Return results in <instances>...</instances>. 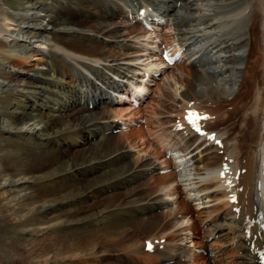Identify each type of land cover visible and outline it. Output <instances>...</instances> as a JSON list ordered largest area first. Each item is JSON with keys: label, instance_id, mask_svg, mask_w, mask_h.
<instances>
[{"label": "bare ground", "instance_id": "6f19581e", "mask_svg": "<svg viewBox=\"0 0 264 264\" xmlns=\"http://www.w3.org/2000/svg\"><path fill=\"white\" fill-rule=\"evenodd\" d=\"M66 1L78 9L64 6L62 3ZM117 1L122 12L127 14V19L121 22L123 27L115 20L116 12L109 10L110 0H93L95 6L92 9L87 6L85 10L86 0H35L27 7L32 13L19 17L6 10L5 2L1 4L0 257L10 256L13 238L21 235V239L51 240L42 245V256L39 259L32 256L27 264H61L62 259H66V264H116V257L123 264H167L169 260L181 264L183 256L191 257L195 264H257L250 251L253 235L246 237L245 220L248 215H254L255 204L262 205L261 197L264 196V132L259 140L262 112L257 111L252 117L253 125L246 124L247 138L252 141H247L249 149L240 160L236 159L239 162L231 165L234 170L240 165L247 169L239 177L244 189L239 193L241 210L237 213L227 199L226 188H219L221 186L216 181L219 178L225 186L219 176L223 163V156L219 154L221 147L208 144L205 137H198L190 131L173 130L172 127L167 132L153 135L150 132L153 123L149 124L146 118V132L152 135L151 140L157 146L150 143L155 153L154 161L130 165L119 144H114L115 135L109 130L118 127L115 118L126 112L130 114L129 122L135 121L133 116L141 111V106L132 108L131 102L122 97L112 98L107 89L126 92L125 82L130 81L143 95L148 88L139 87L141 81L137 77L142 71L138 65L143 55H150L148 70L161 69L159 61H150L153 60L150 51L158 47L160 35L156 31L138 32L136 27H143L130 26L128 18L130 13L136 16L140 8L151 5L157 14L169 16L174 29L182 35L174 44L176 49L185 48L187 59L181 69L191 77L187 79L188 90L184 92V98L218 97L215 101L224 104L225 108H216L210 112L211 115H219L222 111L226 120L242 117L256 82L260 96H264V78L259 81L255 77L261 55L256 50L251 51V46L256 47L258 43L260 23L264 33V8H256L258 4L255 5L253 0H213V4H210L212 0L206 3V0ZM253 11H256L255 16L251 14ZM149 37L154 43L150 47ZM108 39L115 41L104 44ZM260 49L263 50L262 47ZM238 50L242 51V56ZM245 56L253 59L247 60L245 80L239 89L243 70L237 65L243 64ZM201 85L207 89L197 91L196 87ZM236 85L239 89L237 94L231 100L226 99L225 94L233 93ZM103 96L104 103L112 98L108 104H114L110 106L111 110L96 109L95 105ZM257 101L254 107L263 109L264 102L258 105ZM90 103L94 104V109H89ZM228 105L232 107L226 108ZM157 114L163 115L161 112ZM154 118L157 119V115ZM140 130L137 128L139 136L143 137ZM247 138L240 140L242 145L247 143ZM226 144L223 141V147ZM169 147L174 154L167 158ZM160 150L165 169L171 167L164 176L174 179L176 171L186 167L192 156L190 153H193L199 155L196 161L193 157L198 169L207 170L210 178H215L206 181L204 186L205 190H214L208 196L210 201L213 200L211 207L195 213L199 218H205L202 226L206 224L204 227L207 229L201 235L203 239L195 241L191 248L187 244H171L174 238L169 235L164 248L156 247L153 252L134 249L137 244L134 240V248L129 246V249L116 254V247L121 248L117 242L132 238L133 229L154 235L161 221L159 216H149L147 210L157 207V199L150 198L152 193L145 194L138 187L126 198H121L116 192L108 193L104 204L93 210L91 208L97 204L94 198L107 188H125L128 182H137L150 171L162 169L155 163ZM4 157L8 158L5 163L2 161ZM171 161L174 163L170 165ZM3 165L5 172L1 170ZM87 175L88 182L80 186L76 180H84L83 176ZM68 180L74 182V191L64 183ZM80 204L84 208L77 206ZM186 208L188 205L184 200L180 210ZM138 213L144 216L139 217ZM191 219L190 233L203 229L195 216ZM195 223L199 227L196 231ZM87 226L92 228L85 229ZM198 247L208 250V263L199 262V254L195 252ZM60 248L65 251L61 252ZM222 256L226 263L219 261Z\"/></svg>", "mask_w": 264, "mask_h": 264}, {"label": "rangeland", "instance_id": "374dc122", "mask_svg": "<svg viewBox=\"0 0 264 264\" xmlns=\"http://www.w3.org/2000/svg\"><path fill=\"white\" fill-rule=\"evenodd\" d=\"M34 1L35 0H3V1L0 0V7H1V4L3 2H5L6 4L4 7L6 8V10L10 13L13 12L16 17H19L20 15H27V14L32 13V10L31 11L27 10L28 9L27 7H28V5L30 6V4H33ZM253 1H254L255 5L258 4V6L256 8H259L260 6L262 7V8L260 7L261 9L264 8V6H263L264 0H253ZM204 2L206 3L208 1L206 0ZM210 2H211L210 4L214 3L213 0ZM62 4L64 6L65 5L70 6L71 9H73V10L78 9V8H76L75 5H71V3L67 2V1L62 3ZM109 4H110V8H109L110 12H112V11L116 12L115 20L117 22H119L120 27H123L121 22H123L124 20L127 19L126 12L125 13L122 12L121 7H119L120 4L117 0H114V1L110 0ZM77 6L80 7V5H77ZM84 6H83V10H85L84 8H86L87 6L90 7V9H92L95 5L93 4V0H86V2H84ZM133 7L138 9V7L135 5H133ZM249 10L250 9L248 8L247 11H249ZM77 12L79 13V11H77ZM254 13H256V11H253L251 14L255 16ZM50 14L52 15L53 12H51ZM79 15L78 16L80 18L81 17L83 18L81 13H79ZM225 17L229 18L228 15L227 16L225 15ZM22 20H19V22ZM252 24L253 23H251V25ZM259 25H260L259 26L260 32L258 35V43H257L256 47H253V45L251 46V51L253 52V50L254 51L256 50V53L261 55V56H259L260 61H259V64L257 66V69H256V70H258L257 76L255 75V77H258V80L260 81V78H262V79L264 78V57H263L264 56V47H263L264 46V33H262L263 29H261L262 24L260 23ZM23 26L27 27L28 25H23ZM130 26L133 27L135 25L131 24ZM136 29L138 30V32L144 31V29L143 28L141 29L140 27L139 28L136 27ZM25 30L26 29H24L23 32H25ZM167 30H168V32H167L168 35L165 34V30L160 31V34H161V37L163 38V40L166 38H169L171 41H175V43H176L180 37L182 38V35L179 34L178 30L174 29V27L171 23H169ZM247 30H248V28H247ZM17 33H19V32L16 31V34ZM149 38L150 39L148 40V47H150L151 45L154 44L153 42H151L152 38L151 37H149ZM21 39H23V38H21ZM109 41L110 42L115 41V39H108V40H105L103 43L106 44ZM260 46L263 48V50L260 49L261 48ZM49 49H50V47L48 48V50ZM132 50L135 51V49H132ZM238 52H239V55L242 56V51L238 50ZM261 53H263V54H261ZM245 55H247V53H245ZM153 56H154L153 59H158V56L156 54H154ZM246 59L252 60L253 58L250 56H248V58H246V56H245L244 61H242L243 64L238 63L239 65H237L238 69L243 70L240 73L241 77H239V79H240L239 89L241 88L242 81L245 80L244 79V77H245L244 71L247 69L246 65L248 64V61ZM244 62H245V64H244ZM184 63L186 64V62H184ZM137 64H138V62H137ZM185 64L180 65L182 67L176 66V67L163 69L160 77L158 79H154V81L151 82V94L148 96V98L141 105V113H137L133 117L139 116L141 114L143 116H147V117L151 115L148 118V121L153 122V120H154L155 125H159L160 123H163L164 121L168 120V118H163L162 116L166 115V117H167V115H170V113H168V112H171V111L174 112L176 110V107L181 106V104H182V106L188 105L189 101H191V100L198 101L197 105L202 107V108L203 107L204 108H212V109L225 108L224 104L221 105V103L218 101H216V103H215L216 98L219 99L218 97L214 98L213 96L212 97L206 96L204 98H202V97L198 98L196 96V98H194V99H185L184 98L183 94H184V92H186L188 90L187 79L188 80L191 79V77L189 78L190 75H188L187 71L183 72V69H181V68H184L183 66ZM76 66H77V62H76ZM140 72H141V70H140ZM23 74H26V71H24ZM135 74H136V72H135ZM237 85L234 86L233 93L228 92L225 94L226 99L231 100L237 94L236 92L239 91V89H236ZM255 85L256 86L252 89L250 99L248 100V103H247V105H246V107L242 113L243 115H241L242 117L236 116L235 117L236 119L235 118L229 119V120L225 119L226 121L223 120L222 117H220V119H216L212 123V127L215 128L216 130H219L218 133L221 134L219 136L223 138V141L227 142L225 147L222 148V149H224L223 154H220L221 152L219 153L221 156H223V160H224V157L226 155H229V156H235L236 155L237 157H239L238 156L239 153L240 154L242 153V155H243L244 152L249 149V142L252 140H250V137L247 138L248 135L246 134V132H247V125L246 124L249 122L250 125L251 124L253 125L254 120L252 119V117L256 116L257 111L262 112L260 114L262 116L261 119L263 118L262 122H261V129L259 131V140H260V138H262L261 136H263V132H264V111H263L264 106H263V109L258 110L254 107L255 106L254 102H255V100H259V101H257L258 105H259V103L260 104L263 103L264 102V96H260V94H259L260 88H259L258 82H256ZM204 86L205 85H201V87L200 86L196 87L197 91H199L200 89H207V87L206 86L204 87ZM100 101L101 102H99L97 105H95L97 110H103V109L104 110H111L110 106L114 105V104H111L108 106V104H105V103H107L106 102L107 100L105 101V103L103 102L104 96H103V98L100 99ZM210 101H212V102H210ZM219 103H220V105H219ZM125 105H126V103H125ZM97 106H98V108H97ZM90 107L91 106H89V109H90ZM214 107H216V108H214ZM231 107H232V105L226 106V108H231ZM94 108H92V109H94ZM179 108H181V107H178L177 109H179ZM182 108H184V107H182ZM156 111L158 113L159 112H161V113L164 112V113H163V115H161V114L159 115V114H157ZM156 115H157V119L155 120L154 117H156ZM220 115L224 116V113H222V111H220ZM129 117H130V114H128V112H126L125 115H122L121 117H119V118L117 117L115 119L119 121V122L117 121L118 123H121L123 121L129 122V119H128ZM174 118L175 117L173 116L172 120L170 118L169 122L166 121V122H168L166 125L160 124L159 125L160 128L155 127L154 123L153 124L149 123V124H152L150 126L151 127L150 132L153 135H156L157 133L162 132V131L167 132L168 129L171 128V127H168L167 125H172ZM206 123H208V120L206 121ZM137 128L142 129V130H140V133L143 134V137L139 136V132H137ZM115 130H117V132L112 133V135H115V138H113L114 144H116V145L119 144L118 147L120 146L121 151H123L125 153L126 160L127 161L129 160L128 163H130V165L139 166L145 161H154L155 153H154V151H153L154 149L152 148L150 143L155 145V142L150 139V138H152V136H149V133L146 132L147 131L146 125L144 126V128H143V126L141 128L139 126H132V128L128 129L127 131L122 130L121 127L119 126L118 128L114 129V131ZM132 133H133V135H131ZM170 133L172 134L173 131H171ZM245 135H246V137H245ZM98 138L101 139L100 136H98ZM245 138H247L246 142L247 141H249V142L242 145L243 142H240V140L245 139ZM206 143H208V142H206ZM182 144H183V142L180 143V145H182ZM208 144H210V142ZM208 144H206V145H208ZM228 144H229V146H228ZM90 150H92V149L90 148ZM161 150L163 151V149H161ZM184 150L190 151L191 149H183V151ZM84 151H86V150H84ZM162 151L160 154H158L156 156L158 159H155V163H156L157 167H161L162 169H165L166 165L163 162V158H162L164 151L163 152ZM233 151H235V153H234L235 155H232ZM78 152H79V150L76 151V153H78ZM178 155H180V154H178ZM190 155H192V157H194L195 161L199 158V155H197V154L193 155V153H190ZM196 156H198V157H196ZM237 157H236V159H239V160L242 158V156L240 158H237ZM2 161L5 163L6 161H8V158L4 157V158H2ZM237 162H239V161H237ZM173 163L174 162L171 161L170 165ZM196 165H197L196 162L194 164H192V161H190L189 164L187 165V168L183 167L179 171H176L177 174L174 177V179H172V178L170 179L168 176H164V174H167L168 172L163 173L160 171L161 169L158 168L155 171H150L149 173L145 174L137 182H135V181L128 182V184L125 188L120 187V186L107 188L106 190H104V192H102V194L97 195L94 198V201L97 202V204H95V206H93L91 209L94 210L98 206L103 205L104 199L109 197V196H106L108 193L110 194V193L116 192L115 194H119L121 198H126L129 195L131 196V194H132L131 191H134V189L139 187L140 190L141 189L144 190L143 192L145 194H148L149 192L152 193L150 198H153L154 200L157 199L156 201L158 202L157 207H155L153 210H150V211L147 210L149 216H151V215L152 216H154V215L159 216L160 221H161L159 228L155 229V232H153V234L157 235V236L165 237V238L172 236V238H174L173 239L174 243L171 242V244H176L177 246H179V244L180 245L187 244V245L192 247V245H194L196 243L195 241H199V240L201 241L203 239V237H201V235H203L204 231H206V229H207L204 227V226H206V224H204L202 226L203 220L205 219L204 216H201L199 218L196 215L197 214L196 210L202 211V210L209 209L211 207L210 205L212 204L211 201H213V200L210 201V199L208 198L209 193L207 191H209V192H211V194H213L214 190L213 189L205 190L204 189L205 182L206 181L208 182L209 180H215L214 176L212 178H210V174H208L207 170H205V169L199 170L198 165H197V167H196ZM1 170L3 172H5L4 165H3ZM181 171L187 172V173L186 174H180ZM4 174H6V173H4ZM161 175H162V178L160 177ZM87 177H89V176L88 175L83 176L84 180L77 179L76 182L79 183L80 186H84L88 182V179H86ZM100 179L103 180L104 178L101 177ZM96 180L98 181L99 177H97ZM216 181H217V184L219 186H221L219 188L225 189L224 185L221 183L219 178H217ZM64 183H67V186L71 190L74 191V182L72 180L71 181L68 180V182H64ZM177 183H179V185H177ZM119 191H121V192H119ZM186 191H188V193ZM184 200L187 202L188 208L180 210V208L182 207V201H184ZM77 206L79 208H84V205H82V204L77 205ZM202 206H204V207H202ZM192 210L194 211L193 215L195 216L196 220L198 221V223L200 221L201 227L203 228L200 231H196L199 229V227H198L197 223H195L196 229H194V230L196 231V233H194L193 237L190 235L192 233H190V228H189L191 226V222H190V220H192L191 217H194L193 215H191ZM137 215L139 217L144 216L141 213H138ZM148 215H147V217H149ZM220 215H219V218H220ZM132 217L134 218V216H132ZM89 228L91 229L92 226L91 227L90 226L85 227V229H89ZM133 230L131 232L132 238H126L125 240H122V241L120 240V243L117 242V244L120 245L121 248L116 247V250H117L116 254L124 252L125 250H127V248L129 249V246L133 247L132 244H133V242H135L134 240L137 241V244H135V245L139 246V247L136 248V246H134L135 248L134 247L133 248L139 249V251H142V252L145 251V246H146L144 244L145 239L147 237H150L151 235H148L149 232L142 233L140 231H136V229H133ZM216 234H218V233H216ZM61 235H63V234H61ZM34 241H35L34 238L26 237V239H21V235H15V238H13V241L11 242L12 252L9 254L10 256H5V257L2 256V257H0V261L2 262V264H27L30 260L33 259L32 256L37 257V259H39L43 254V251L41 250L43 248L42 245L50 243L51 240H50V238H41L39 240H36L35 242ZM142 248H144V249H142ZM26 249H27V251H26ZM28 250H30V251L28 252ZM31 251H33V252H31ZM60 251L64 252L65 250H63V248H60ZM26 252L28 255H26ZM30 252H31V254L33 253V255H31ZM40 252H41V254H40ZM129 252L130 251H128V254H129ZM206 253H207V250H206ZM207 256H208L207 254L198 255L199 262L200 263H208L207 262V259H208ZM118 259L119 258L116 257L115 261H118V262H116V264H120V263L123 264L124 263L123 261L120 262ZM219 261L220 262L223 261L224 263H226L224 256H222L219 259ZM169 262H170V264H173L172 260L171 261L169 260ZM61 264H66V259H62ZM167 264H169V263H167ZM181 264H195V262L193 261V259L191 257L185 256V257H183Z\"/></svg>", "mask_w": 264, "mask_h": 264}]
</instances>
